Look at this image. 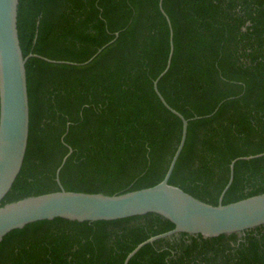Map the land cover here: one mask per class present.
Wrapping results in <instances>:
<instances>
[{"label":"trees","instance_id":"1","mask_svg":"<svg viewBox=\"0 0 264 264\" xmlns=\"http://www.w3.org/2000/svg\"><path fill=\"white\" fill-rule=\"evenodd\" d=\"M159 1L20 0L23 55L65 62L36 56L26 61L27 151L0 206L61 188L116 194L163 180L182 121L153 86L170 51ZM162 7L174 51L158 89L189 119L168 182L218 204L231 161L264 152V0H163ZM115 32L114 42L78 64ZM70 149L59 184L56 171ZM263 192L264 155L239 159L222 203ZM173 228L152 213L37 221L3 238L0 264H123L139 243ZM128 264H264V225L241 235L160 238Z\"/></svg>","mask_w":264,"mask_h":264},{"label":"water","instance_id":"2","mask_svg":"<svg viewBox=\"0 0 264 264\" xmlns=\"http://www.w3.org/2000/svg\"><path fill=\"white\" fill-rule=\"evenodd\" d=\"M19 2L20 0H0V201L12 188L22 169L27 151L30 108L26 61L29 57L36 56L50 62H65L34 53L26 57L23 55L17 25ZM162 2L163 0L159 1L160 9L170 28V51L166 67L154 80L153 86L162 103L182 121L180 141L163 180L150 187L116 194L70 191L61 188L57 191L30 195L6 203L0 206V242L15 229L23 228L37 221L55 218L78 222H96L152 213L174 224L173 229L153 235L139 243L126 256L123 264H128L131 257L144 245L153 243L160 238L178 233L200 234L203 237L231 233L241 235L246 230L264 225V192L228 204L222 203L225 192L233 182L236 161L259 157L264 155V152L239 157L231 161L229 179L221 192L218 204L203 201L168 182L185 145L189 119L172 108L158 89L160 78L170 68L174 51L173 29L171 21L162 7ZM114 36L90 59L78 64H88L106 46L117 39L119 32H115ZM71 152L70 149L57 168L56 180L59 184L61 168Z\"/></svg>","mask_w":264,"mask_h":264}]
</instances>
